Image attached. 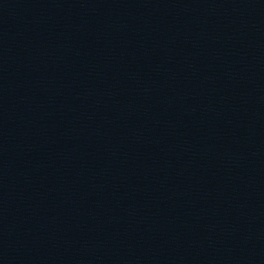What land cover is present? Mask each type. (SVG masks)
I'll list each match as a JSON object with an SVG mask.
<instances>
[{"label":"water","instance_id":"water-1","mask_svg":"<svg viewBox=\"0 0 264 264\" xmlns=\"http://www.w3.org/2000/svg\"><path fill=\"white\" fill-rule=\"evenodd\" d=\"M0 264H264V0H0Z\"/></svg>","mask_w":264,"mask_h":264}]
</instances>
